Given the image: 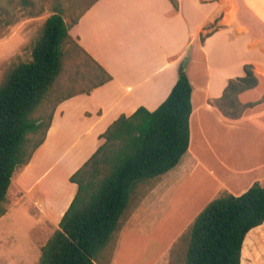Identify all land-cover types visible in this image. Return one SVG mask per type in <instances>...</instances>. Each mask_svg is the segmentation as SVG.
<instances>
[{
  "label": "crops",
  "instance_id": "obj_1",
  "mask_svg": "<svg viewBox=\"0 0 264 264\" xmlns=\"http://www.w3.org/2000/svg\"><path fill=\"white\" fill-rule=\"evenodd\" d=\"M176 2L177 7L170 0H90L68 28L69 35L111 78L89 93L66 92L54 108L45 139L12 176L0 222L22 207L33 226L32 259L39 258L44 232L57 228L76 191L69 177L102 142L99 135L121 113L130 114L139 106L155 109L176 82L184 58L191 84L189 145L179 162L158 177L169 183L164 205L176 198L174 202L195 217L222 190L238 195L253 181L264 185V154L261 158L253 151L241 173L228 169L211 173L199 146L201 134L214 131L211 124L264 127V0ZM246 63L252 65L257 85L237 97L241 103L256 104L240 117L228 118L214 100L230 78L244 74ZM66 77L73 87L88 83ZM203 175L207 179L200 186L202 192L193 193V183H203L199 182ZM247 234L246 250L259 245L264 252V222Z\"/></svg>",
  "mask_w": 264,
  "mask_h": 264
},
{
  "label": "trees",
  "instance_id": "obj_2",
  "mask_svg": "<svg viewBox=\"0 0 264 264\" xmlns=\"http://www.w3.org/2000/svg\"><path fill=\"white\" fill-rule=\"evenodd\" d=\"M76 1H66L71 11L78 5ZM170 1L177 7L176 0ZM58 4L61 7L44 20L30 59L15 65L0 85V216L6 211L5 196L13 174L29 162L43 142L54 108L64 99L61 96L45 117L40 114L58 77L66 72V58L74 61L72 69L78 71L77 60L69 53L77 49L91 64L86 65L85 73L90 74L87 86L76 91L89 93L111 78L68 33L83 9L65 20L66 10ZM39 13L34 0H5L0 5V26ZM69 43L74 46L68 47ZM185 62V58L180 62L176 82L155 109L139 106L130 114L121 113L99 135L102 142L69 177L76 184L75 194L41 247L38 264H95L98 253L119 229L138 186L155 180L179 162L189 145L192 108ZM243 72L230 78L214 100L228 118H238L256 104L238 100L240 92L257 85L251 64H244ZM263 222L264 185L259 181L238 195L220 191L181 235L186 242L182 264H240L247 233Z\"/></svg>",
  "mask_w": 264,
  "mask_h": 264
},
{
  "label": "rangeland",
  "instance_id": "obj_3",
  "mask_svg": "<svg viewBox=\"0 0 264 264\" xmlns=\"http://www.w3.org/2000/svg\"><path fill=\"white\" fill-rule=\"evenodd\" d=\"M4 1L0 0V5L4 4ZM66 1L68 0H34L35 9L40 10L37 16H23L12 25L0 26V85L15 65L30 59L32 45L41 33L42 24L53 9L61 7L58 3L66 10L64 17L67 19V16L74 17L90 0H80L81 4L74 6L72 11L71 4H67ZM71 46L73 47L74 43L68 44V47ZM69 55L75 62L77 60L78 71L72 69L74 61L66 58V72L62 77L61 75L58 77L52 94L42 105L45 109L40 114L44 117L66 92L87 86L88 83L81 84L80 87L68 85L67 74L75 78L74 80H90V74L85 73L90 64L89 60L77 49ZM210 126L214 131L202 133V143L199 146L208 157L207 163L211 166V173L214 170L218 173L225 172L226 169L241 173L243 168L246 170L245 164L251 159L250 154L253 151H257L263 158L264 127L259 124H242L236 128L214 127L212 124ZM246 176L248 173L245 172ZM206 179L203 175L199 180L203 183L199 185L195 181L192 192H202L200 186ZM168 187L169 183L161 178L138 186L129 208L123 215L119 229L98 253L95 264L183 263L186 242L180 237L194 215L186 214L181 203L174 202L176 198L164 205V194ZM25 215L26 212L18 206L0 222V264H38L37 258L32 259L35 250L29 244L32 233L34 234L30 231L32 223ZM261 229L259 234L262 233ZM52 232L53 230H46L42 241L45 242ZM37 233L39 234L38 231ZM240 264H264V252L261 247L259 245L249 247L243 255L241 254Z\"/></svg>",
  "mask_w": 264,
  "mask_h": 264
}]
</instances>
